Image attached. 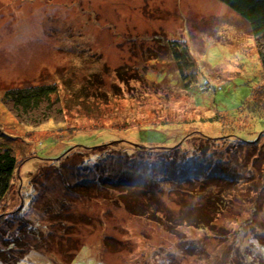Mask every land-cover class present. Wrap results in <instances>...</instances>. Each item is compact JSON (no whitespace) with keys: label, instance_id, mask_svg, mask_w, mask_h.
<instances>
[{"label":"rangeland","instance_id":"1","mask_svg":"<svg viewBox=\"0 0 264 264\" xmlns=\"http://www.w3.org/2000/svg\"><path fill=\"white\" fill-rule=\"evenodd\" d=\"M227 11L219 0H0V133L7 134L3 140L13 144L19 159L0 208V264H174L175 253L182 261L189 238L198 245L189 249L183 264H231L234 258L233 264H252L237 258L236 231L249 244L252 227L244 220L254 208H264V140L239 153V143L224 136L227 126L223 132L206 120L215 113L208 106L213 96L221 112L232 109L258 82L264 85L249 26ZM168 38L189 43L198 62L194 89L199 96L193 90L181 99L171 93L181 105L170 107V100L160 109L166 101L160 91L182 89ZM38 84H57L60 103L21 114L4 100L10 88ZM211 84L217 87L213 95ZM153 113L194 119L221 140L228 163L239 166L243 157L251 172L239 168L242 174L233 185L194 184L193 194H168L169 188L151 192L160 198V205L151 207L163 216L134 213L127 202H147L124 196L122 186L103 189L92 177L113 164L126 166L129 157L117 153L109 162H98L97 171L82 169L77 165L86 153L76 146L99 141L101 129L106 136L110 131L116 135L108 141H133L131 134L146 125L142 118ZM98 124L102 127L95 129ZM169 128L172 136L180 132L178 126ZM227 201V208L221 207ZM188 208L216 214L215 225L186 234L176 219ZM189 253L193 256L187 258Z\"/></svg>","mask_w":264,"mask_h":264},{"label":"trees","instance_id":"2","mask_svg":"<svg viewBox=\"0 0 264 264\" xmlns=\"http://www.w3.org/2000/svg\"><path fill=\"white\" fill-rule=\"evenodd\" d=\"M219 1L231 13L227 11L226 14L237 15L240 17V21L247 22L252 36L256 40L254 54L257 56V61L260 65L259 71L262 70L264 72V0ZM166 44L169 50H171L174 61L177 63L179 69L178 76L181 78L182 89L178 91L176 89L160 91V97L166 98V101L160 103V109H166L167 102L170 105V100V107L181 105L178 100L171 97V93H174L173 96L175 95L177 99H181L183 94L187 95L192 90L199 96L194 89V85L197 84V78L199 77L198 62L192 55L189 43L185 38H168ZM160 50L163 49L161 48ZM258 78L256 76L255 79L258 80ZM200 85L204 88L209 87L206 81L200 82ZM211 85L212 88L208 92L213 95L217 87L215 84ZM256 85L252 86L246 93V97L240 98L237 104L233 105L232 109L220 112L221 109L217 106L220 103H216L214 96L212 97L213 104L208 105L211 109H215V113L208 116L206 120L212 123L216 130L222 128V131L225 132L223 126H227V131L229 132L225 133L224 136H228L227 138L231 139L234 144L239 143V153L243 152L245 147L249 148L253 144L259 147L260 142L264 140V88H262L264 85ZM57 87V84H38L28 87H17V89L10 88L4 92V100L12 104L16 110H20L21 114H27L41 108L43 109L44 106L50 110L53 106L60 103V98L57 95L59 91ZM200 93H202L201 90ZM174 101L177 102L175 103ZM196 101L199 104L201 102L199 98H196ZM222 112H227V115H223ZM149 115L150 117H145L147 122L142 118V122L146 123V125L143 128L141 127L138 133L131 134V138L134 139L133 141L128 139L108 141L116 137V135L110 131V135L106 136L101 129L96 133L97 135L104 134L98 136L103 137L99 141L91 145L78 144L76 146L82 150L81 154L86 153L84 155L87 158L81 164L77 165V167L80 166L82 169H86L85 167H87V169L97 171V166H99L97 165L98 162H109L111 158L117 157V153L122 152L124 156L129 157V160H126L128 162L126 166L115 167L113 164V167H106L105 174L93 173L94 175L92 177H100L99 181L101 182V186L103 188L107 187V190L122 186L124 196L128 197L130 195L135 199V202L141 201L140 199L147 202L143 203L141 201L142 203L139 204L127 202L134 213L147 215L148 217H156L159 214L163 216L159 210L151 207L152 205H160V198L155 199V196L151 192L161 193L169 188L167 190L168 194L171 191L172 193L175 192V194H193V191L190 190L194 184L199 183L198 185L200 186L211 185V187L213 186L212 183L222 187L230 184L233 185L238 181L237 176L242 174V172H239V168L246 174L247 172H251V168L248 167L249 162L245 161L242 156L243 163L241 165L234 166L233 162L228 163L225 159L226 156L223 154L225 148L220 147L221 140L214 139L213 134H207L200 126H196L194 119L189 120L186 118V120H183L181 117L177 121L176 118L168 117L164 113H153ZM172 125L173 127H180V132H177L175 136L168 133V130H170L169 126ZM98 127H102L101 124L96 125L94 128L99 129ZM75 129H78V127ZM3 133L6 134L5 132ZM3 133H0V208L3 207V202L10 193L12 179L15 175L19 160L13 144L3 140ZM116 141L118 143H115ZM210 146H214L213 152L215 151L216 153H213L211 150L208 151ZM232 146L235 147V145ZM254 146L253 149H255ZM262 146L264 147L263 144L261 148ZM103 148L105 150L100 151ZM114 149H117V151H113ZM253 149L248 150L247 153H250L249 151L253 152ZM93 152H99V154L96 153L98 154L96 155ZM210 152L216 156L214 157V155L209 154ZM207 155H210V158H206ZM231 155L232 153L229 156ZM212 157H214V160H211ZM153 159L156 162L154 164H148ZM233 161L237 164L240 161V157L234 158ZM205 174L209 178L201 180ZM262 176L264 181V172ZM85 179L92 181L94 178L86 177ZM102 182L109 184L106 185L105 183L102 185ZM262 188L264 187L262 186ZM151 200H155V204H150ZM212 200H215L214 196ZM227 203L228 201L224 202L221 207L226 209L228 206ZM213 215L210 216L204 212L199 215L192 209L180 210V218L176 219L178 222L176 226L178 227L180 225L179 228L186 229V234L188 229L206 230L210 225H215L214 222L217 221L216 214ZM246 220H249L248 222H250V226L252 227L251 229L248 228L251 242L245 244L244 235L239 230L236 231V239L239 240L238 243L235 242L239 245L235 247L239 253L237 258L252 264H264V208H254L251 216L247 217L244 221ZM248 222L243 225L246 226ZM180 231L182 232L181 229ZM197 245L198 243L193 238L187 239V243L183 249L184 251L181 254L183 256L182 261L179 260V254L175 253L174 255L177 259L174 260V264H183L189 249ZM251 245L253 246V250H251ZM194 250L196 252L193 255L199 257V250ZM229 253L230 250L226 251V255ZM193 255L189 253L187 258ZM233 263H236V258L231 261V264Z\"/></svg>","mask_w":264,"mask_h":264},{"label":"bare ground","instance_id":"3","mask_svg":"<svg viewBox=\"0 0 264 264\" xmlns=\"http://www.w3.org/2000/svg\"><path fill=\"white\" fill-rule=\"evenodd\" d=\"M101 176V175H100ZM102 177V176H101ZM100 178V177H99ZM107 187H104L103 189H106ZM107 190V189H106Z\"/></svg>","mask_w":264,"mask_h":264}]
</instances>
